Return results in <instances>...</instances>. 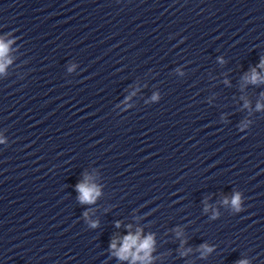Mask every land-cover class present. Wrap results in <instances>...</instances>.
<instances>
[{
    "label": "clouds",
    "instance_id": "9594fccd",
    "mask_svg": "<svg viewBox=\"0 0 264 264\" xmlns=\"http://www.w3.org/2000/svg\"><path fill=\"white\" fill-rule=\"evenodd\" d=\"M7 52V45L4 44L2 41H0V58L4 56V54ZM262 69H264V59L261 60L260 64L257 66ZM4 70V64H0V72ZM250 83L256 84L264 82V76H262L260 73L256 71L255 68L252 69L250 76L247 77ZM261 105L257 104V109H260ZM77 191L80 193L79 200L81 203H93L95 201L96 196L99 195V190L95 186H89L85 183H78L76 185ZM227 203V201H225ZM240 194L236 193L232 200L231 204L233 208L236 211H240ZM93 227H96L97 224L93 222ZM117 227H119V224L117 223ZM154 241L152 236H148L144 238L143 240L140 239L139 232L136 235H128L124 238L122 246L116 251V255L120 259H128L130 250L133 249L135 246L136 252L132 253V261L133 264H135L136 260H145L150 259V252L152 250V245ZM111 248H116V242L113 241L110 245ZM208 251H211V249H207ZM143 251L144 255L139 256L137 253ZM237 264H248L246 260H240L237 262Z\"/></svg>",
    "mask_w": 264,
    "mask_h": 264
}]
</instances>
